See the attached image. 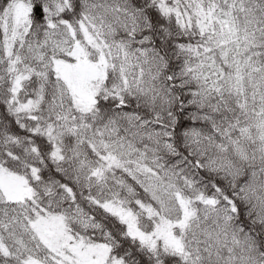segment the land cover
<instances>
[{"label": "snow or ice", "instance_id": "6c2138e0", "mask_svg": "<svg viewBox=\"0 0 264 264\" xmlns=\"http://www.w3.org/2000/svg\"><path fill=\"white\" fill-rule=\"evenodd\" d=\"M0 264H264V0H0Z\"/></svg>", "mask_w": 264, "mask_h": 264}]
</instances>
